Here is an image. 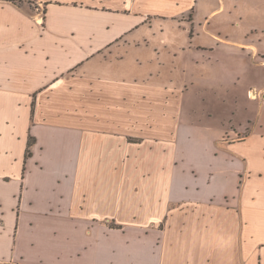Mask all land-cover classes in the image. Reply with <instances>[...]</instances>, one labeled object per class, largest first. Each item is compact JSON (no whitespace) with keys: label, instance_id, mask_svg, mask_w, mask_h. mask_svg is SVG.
I'll return each instance as SVG.
<instances>
[{"label":"crops","instance_id":"obj_1","mask_svg":"<svg viewBox=\"0 0 264 264\" xmlns=\"http://www.w3.org/2000/svg\"><path fill=\"white\" fill-rule=\"evenodd\" d=\"M186 2L0 0V264H264V83L213 126L138 75Z\"/></svg>","mask_w":264,"mask_h":264},{"label":"rangeland","instance_id":"obj_2","mask_svg":"<svg viewBox=\"0 0 264 264\" xmlns=\"http://www.w3.org/2000/svg\"><path fill=\"white\" fill-rule=\"evenodd\" d=\"M234 1L198 0L194 4L195 12L186 11L182 4L176 9L170 7V13L176 11L175 17L178 18L171 19L173 22L164 28V37L141 39L131 45L143 46L139 50L143 58L159 59L153 65L139 69V77L153 68L155 76L160 74L173 86L183 92L186 90L181 110L188 118L195 117V123L198 117H206L203 123L214 126V115L218 121L227 122L232 117L245 120L252 111L259 110L258 106L249 108L247 92L253 82L264 83V69L253 67L254 64H264V0H241L238 8L233 5ZM24 2L33 9L37 6L36 0H19L18 4ZM218 10L221 12L218 16L209 17ZM40 12L43 15L44 10ZM163 45L167 48L161 49ZM145 46L150 47L146 49ZM153 50H157L159 57L158 53H152ZM196 65L200 68L194 69ZM211 69H214V82L208 83L210 78L205 76L212 73ZM190 78L198 81L195 85L182 86L184 80ZM131 141L141 142L140 139ZM110 225L117 227L115 222Z\"/></svg>","mask_w":264,"mask_h":264},{"label":"trees","instance_id":"obj_3","mask_svg":"<svg viewBox=\"0 0 264 264\" xmlns=\"http://www.w3.org/2000/svg\"><path fill=\"white\" fill-rule=\"evenodd\" d=\"M8 1L13 2V3H15V4H18V2H19V0H8ZM30 144H31V142H30ZM28 156H29V155H28Z\"/></svg>","mask_w":264,"mask_h":264}]
</instances>
